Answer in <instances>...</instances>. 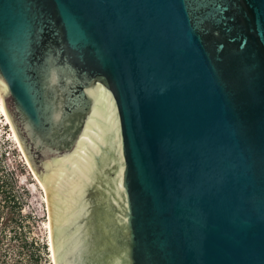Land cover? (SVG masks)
I'll use <instances>...</instances> for the list:
<instances>
[{"label":"water","instance_id":"1","mask_svg":"<svg viewBox=\"0 0 264 264\" xmlns=\"http://www.w3.org/2000/svg\"><path fill=\"white\" fill-rule=\"evenodd\" d=\"M0 99L54 264H264V0H0Z\"/></svg>","mask_w":264,"mask_h":264},{"label":"rangeland","instance_id":"2","mask_svg":"<svg viewBox=\"0 0 264 264\" xmlns=\"http://www.w3.org/2000/svg\"><path fill=\"white\" fill-rule=\"evenodd\" d=\"M36 178L0 110V264H54L46 193Z\"/></svg>","mask_w":264,"mask_h":264},{"label":"bare ground","instance_id":"3","mask_svg":"<svg viewBox=\"0 0 264 264\" xmlns=\"http://www.w3.org/2000/svg\"><path fill=\"white\" fill-rule=\"evenodd\" d=\"M0 110H1V112L3 113V115L5 116V120H6V122L10 125L11 131H12V134H13V137H14L16 143L18 144L20 150L22 151L21 146H20V144H19V141H18V139H17V137H16V135H15V133H14V131H13V128H12V126H11L9 120H8V117H7V115H6V112H5V109H4V107H3V104H2L1 99H0ZM22 152H23V151H22ZM36 179L38 180V178H36ZM38 182H39L40 186L44 189V187L42 186V184L40 183L39 180H38ZM44 191H45V189H44ZM45 193H46V191H45ZM46 198H47V197H46ZM47 206H48V204H47ZM47 227H48V234H49V235H48V236H49V237H48V241H49V246H50V252H51V254H52V256H53V249H52V243H51L50 221L47 222Z\"/></svg>","mask_w":264,"mask_h":264},{"label":"trees","instance_id":"4","mask_svg":"<svg viewBox=\"0 0 264 264\" xmlns=\"http://www.w3.org/2000/svg\"><path fill=\"white\" fill-rule=\"evenodd\" d=\"M33 244V243H32Z\"/></svg>","mask_w":264,"mask_h":264}]
</instances>
